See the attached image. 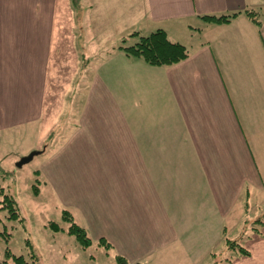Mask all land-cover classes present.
Returning <instances> with one entry per match:
<instances>
[{
  "label": "crops",
  "instance_id": "1",
  "mask_svg": "<svg viewBox=\"0 0 264 264\" xmlns=\"http://www.w3.org/2000/svg\"><path fill=\"white\" fill-rule=\"evenodd\" d=\"M75 6L84 12L78 26L92 38L91 47L73 38L87 62L78 70V102L86 110L93 100L95 110L117 117L102 139L97 128L83 132L86 119L75 114L77 130L64 145L83 162L116 157L109 180L95 181L102 211L93 215L80 202L86 226L112 245L98 244L87 263L211 264L223 237L240 233L245 207L264 204V0H0V145L16 132L31 142L29 152L60 139L46 94L62 25L70 35L76 28ZM245 10L260 12L261 26ZM235 13L226 24L203 19ZM128 30H163L188 57L149 66L119 49ZM258 230L244 232L248 255L228 264H264V226ZM4 252L0 240V264ZM70 253L63 264H74Z\"/></svg>",
  "mask_w": 264,
  "mask_h": 264
},
{
  "label": "rangeland",
  "instance_id": "2",
  "mask_svg": "<svg viewBox=\"0 0 264 264\" xmlns=\"http://www.w3.org/2000/svg\"><path fill=\"white\" fill-rule=\"evenodd\" d=\"M72 11L75 14L76 28L72 29L70 35L67 23L64 22L62 25V35L60 34L61 38L55 49L54 75L48 77L49 88L46 94V111L48 110L49 113L53 111L54 116L59 119L57 120L56 133L60 135V139L54 142V147L50 142L44 144L38 151L39 154L21 168H17L16 164L32 153L28 151L31 142L27 139L21 141V132H16L11 138L4 135L9 141L12 140L10 144L2 142L6 146L0 145V161H3L0 162V191L13 198L18 211L17 219L10 220L6 211L0 210L2 249H8L15 256H22L24 260L31 262L30 264H33L31 260L40 264H63L62 260H67L65 256L67 252H71L74 264H79V257L80 264H88L87 260L93 256L95 258L96 254H99V240L103 239L97 236L94 227L86 226L84 216L80 211V202H82V208L86 206L93 215L95 210L102 211L105 202L95 187V181L97 178L99 182L109 180L111 169L114 167L111 161L112 159L116 160V157L97 155L88 157V160L83 162L85 157L79 156V152L66 148L64 145L69 143L70 135L77 130L76 124L71 125L75 121V119H71L75 114L81 113L82 117L86 119L87 123L81 124L83 132L90 134L89 132L97 128V134L102 139L113 134L116 126L111 124L110 120L117 117H112L110 108L95 110L92 107L93 100H89L90 104L86 110H84V99L78 102L76 86L82 74L79 77L78 70L86 67L87 62L80 56L79 40L73 45V38L75 36L76 40L81 39L89 47L92 46L90 44L92 38L84 36L87 30H82L78 26V15L83 16L84 12L78 6L73 7ZM64 20L68 21L69 19L65 18ZM69 22L70 26L73 25V16ZM131 32L133 31L128 30L124 35ZM120 42L121 40H119L118 46ZM109 45H112L111 48L116 46L114 40L108 41L106 46ZM129 45L130 41L127 39L123 46ZM90 94L93 96V90ZM94 118L98 119V124L95 123ZM27 138L33 139L35 142L36 136L34 133L28 132ZM64 138H68V141L63 140ZM105 142H102L103 151L107 149ZM47 146H49V150ZM52 148L55 150H50ZM7 154L10 155L7 156ZM122 159L126 160L127 157H120L119 161ZM120 164L126 165V162L123 161ZM95 167L98 170H95ZM35 170L40 171L36 172ZM101 191L102 189H99V192ZM245 211L248 214L247 226L240 229V233L238 232L235 237H223L221 249L214 253L211 264H228L230 259L241 254H239V248L245 249L243 245L249 236H243L244 232L245 234L252 231L259 233L258 228L264 226V204L246 206ZM64 213H66L65 217L70 218L86 232L87 238L90 239L89 249H87L88 247L83 248L73 235H69L70 225L63 220ZM262 217V223H259ZM254 221L257 224H254ZM54 225L59 231H53ZM255 228L256 230H254ZM225 239L228 240L229 245L224 246ZM27 243L32 247L30 257ZM100 246L107 250L105 246ZM96 251L98 252L96 253Z\"/></svg>",
  "mask_w": 264,
  "mask_h": 264
},
{
  "label": "trees",
  "instance_id": "3",
  "mask_svg": "<svg viewBox=\"0 0 264 264\" xmlns=\"http://www.w3.org/2000/svg\"><path fill=\"white\" fill-rule=\"evenodd\" d=\"M72 5L75 4V0H71ZM245 16L257 27L261 26V14L256 10H245ZM237 13L229 15V16H203V19L216 24H226L229 23L231 19L236 17ZM135 38L137 40L133 44L129 46H123L126 43L127 39ZM127 56L135 57L141 59L145 64L153 67L160 66H170L177 64L188 57V50L182 44L172 42L166 36V33L163 30H157L155 32L150 33L149 35L142 36L138 32H132L128 34V36L121 39L120 47ZM0 196L2 199L0 200V210L6 211V214L10 220L17 219L18 211L17 204L8 194H2L0 191ZM63 220L66 223H69L70 227L68 230L69 235H73L77 241L81 244L83 248H87L90 245V239L87 238L86 232L76 225L70 218L65 217L66 213L63 214ZM248 217H245L243 222L241 223V229L247 226ZM260 219L259 223H262ZM257 221V220H256ZM254 221V224H257ZM256 230V228L254 229ZM53 231L57 232L59 229L56 225L53 227ZM0 240L2 241V232H0ZM228 240H224V246L230 243ZM100 245L105 246L106 249L112 247L111 243L106 241L104 238L99 240ZM27 248L29 250L28 254L30 257L31 246L27 243ZM248 255V252L245 249L239 248V254ZM240 254V255H241ZM239 255V256H240ZM4 264H30L31 262H27L24 260L22 256H15L10 253L8 249L4 252ZM33 264H40L31 260ZM39 261V259H37ZM118 264H126L124 259L117 258Z\"/></svg>",
  "mask_w": 264,
  "mask_h": 264
},
{
  "label": "water",
  "instance_id": "4",
  "mask_svg": "<svg viewBox=\"0 0 264 264\" xmlns=\"http://www.w3.org/2000/svg\"><path fill=\"white\" fill-rule=\"evenodd\" d=\"M39 154L38 151H34L31 154H29L28 156L22 158L21 160H19V162L16 164L17 168H21L23 165L29 163L30 161H32V159L37 156Z\"/></svg>",
  "mask_w": 264,
  "mask_h": 264
}]
</instances>
